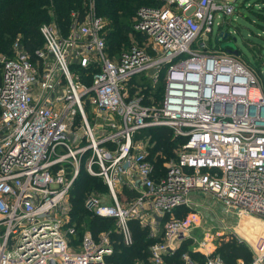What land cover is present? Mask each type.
Wrapping results in <instances>:
<instances>
[{
  "label": "built area",
  "instance_id": "built-area-1",
  "mask_svg": "<svg viewBox=\"0 0 264 264\" xmlns=\"http://www.w3.org/2000/svg\"><path fill=\"white\" fill-rule=\"evenodd\" d=\"M156 1L131 18L139 38L113 53L96 0L70 13L65 33L50 11L33 54L19 38L0 51V264H115L111 234L132 244L131 220L150 228L148 264H227L206 239L179 253L190 227L164 217L194 191L264 225V91L235 36L219 29V46L197 41L234 5ZM158 128L175 141L161 166ZM83 172L106 187L105 197L86 194L85 207L113 219L96 237L70 214ZM236 264H264V243Z\"/></svg>",
  "mask_w": 264,
  "mask_h": 264
},
{
  "label": "trees",
  "instance_id": "trees-1",
  "mask_svg": "<svg viewBox=\"0 0 264 264\" xmlns=\"http://www.w3.org/2000/svg\"><path fill=\"white\" fill-rule=\"evenodd\" d=\"M84 1L0 0V51L10 54L13 41L19 38L24 48L33 54L36 49L42 47L43 37L39 27L42 23L48 22L53 16L50 11L53 10L52 12L65 33L70 23V13L76 10L81 11ZM159 4L156 0H96L98 14L108 20V29L105 36L109 44V51L113 53L120 47L127 46L131 33L139 38V34L131 26V18L139 7ZM122 18H126V20ZM145 80H148V78H145ZM157 86L159 90L152 89V94L155 97H159L162 90L161 84ZM151 140L155 141V148L163 149V154L170 152L175 143L168 129L158 128L152 130ZM161 160L158 158L155 164L161 166ZM91 190H94L95 194L100 192L104 194L106 187L100 177L81 173L71 191L70 214L71 217L77 219L78 223L83 224L80 230L89 229L96 237L100 231L113 229V219L91 215L87 210L84 205V198ZM169 216L167 214L164 219ZM129 224L133 236L132 244L124 245L119 241L118 235L112 233L111 239L115 241L112 255L108 257V261L115 264H148V246L153 239L148 237L145 227H142L137 220H131ZM220 248L222 254H215L219 255L227 264H236L238 259L247 263L252 259L249 249L235 239L223 241ZM185 249L182 246L179 253ZM191 254L199 257L196 253Z\"/></svg>",
  "mask_w": 264,
  "mask_h": 264
},
{
  "label": "rangeland",
  "instance_id": "rangeland-1",
  "mask_svg": "<svg viewBox=\"0 0 264 264\" xmlns=\"http://www.w3.org/2000/svg\"><path fill=\"white\" fill-rule=\"evenodd\" d=\"M227 1L234 5L233 12L228 15L219 11V16L216 13L212 32L204 36L199 35L197 41L205 42L207 45L210 44L211 47L219 46L220 43H216V37H218V41H221V37L218 35L219 29L221 32L235 36V46L238 49L240 58L253 70L264 91V16L259 15H264V0ZM122 19L126 20V18ZM260 53L261 55H259ZM143 82L150 84V80L144 79ZM157 85H160V83ZM157 85L154 87L155 90H159ZM86 110L89 117H91L89 105L86 106ZM173 156L170 149V152H165L164 156L155 157L154 159L157 161L160 158L162 159L161 163H163ZM102 195L106 196L102 192L96 196L101 197ZM175 208L169 215L185 220L190 227L188 244L187 246L183 245L185 248L194 247L195 244L197 245L206 239L209 248L214 253L221 255V243L235 239L245 245L253 256L256 249H259L261 244L264 243V225L260 220L250 215H236L210 193L194 191L185 204ZM157 218L156 216L153 217L156 220ZM239 225H243L245 228L239 229ZM144 227L148 235L150 228L148 226ZM156 238H159V235Z\"/></svg>",
  "mask_w": 264,
  "mask_h": 264
},
{
  "label": "bare ground",
  "instance_id": "bare-ground-1",
  "mask_svg": "<svg viewBox=\"0 0 264 264\" xmlns=\"http://www.w3.org/2000/svg\"><path fill=\"white\" fill-rule=\"evenodd\" d=\"M244 225V224H243ZM243 225H239L238 227H239V229H244L245 228V226H243Z\"/></svg>",
  "mask_w": 264,
  "mask_h": 264
},
{
  "label": "water",
  "instance_id": "water-1",
  "mask_svg": "<svg viewBox=\"0 0 264 264\" xmlns=\"http://www.w3.org/2000/svg\"><path fill=\"white\" fill-rule=\"evenodd\" d=\"M226 35H227V33L220 34V36H224V37H225Z\"/></svg>",
  "mask_w": 264,
  "mask_h": 264
}]
</instances>
